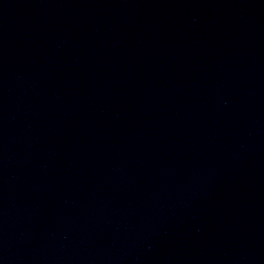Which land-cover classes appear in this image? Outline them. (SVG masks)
I'll use <instances>...</instances> for the list:
<instances>
[{"label":"water","instance_id":"95a60500","mask_svg":"<svg viewBox=\"0 0 264 264\" xmlns=\"http://www.w3.org/2000/svg\"><path fill=\"white\" fill-rule=\"evenodd\" d=\"M0 264H264V0H0Z\"/></svg>","mask_w":264,"mask_h":264}]
</instances>
